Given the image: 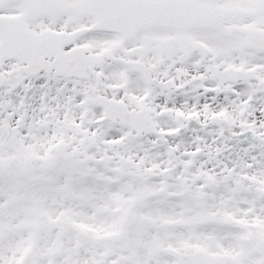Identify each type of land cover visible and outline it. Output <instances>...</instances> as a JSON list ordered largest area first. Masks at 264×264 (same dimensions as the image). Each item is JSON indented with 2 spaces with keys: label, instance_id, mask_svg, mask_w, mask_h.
<instances>
[{
  "label": "snow or ice",
  "instance_id": "obj_1",
  "mask_svg": "<svg viewBox=\"0 0 264 264\" xmlns=\"http://www.w3.org/2000/svg\"><path fill=\"white\" fill-rule=\"evenodd\" d=\"M0 264H264V0H0Z\"/></svg>",
  "mask_w": 264,
  "mask_h": 264
}]
</instances>
